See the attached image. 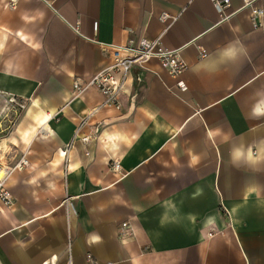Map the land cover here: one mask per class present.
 Segmentation results:
<instances>
[{"label": "crops", "instance_id": "crops-1", "mask_svg": "<svg viewBox=\"0 0 264 264\" xmlns=\"http://www.w3.org/2000/svg\"><path fill=\"white\" fill-rule=\"evenodd\" d=\"M259 22L244 0L223 13L213 0H0V163L28 160L0 203V263L264 264ZM156 38L181 49L183 74L135 65L121 109L82 124L104 97L74 81L111 63L107 44ZM229 46L240 55L225 63ZM10 97L27 103L18 116Z\"/></svg>", "mask_w": 264, "mask_h": 264}, {"label": "built area", "instance_id": "built-area-1", "mask_svg": "<svg viewBox=\"0 0 264 264\" xmlns=\"http://www.w3.org/2000/svg\"><path fill=\"white\" fill-rule=\"evenodd\" d=\"M213 1L217 10L222 13L226 7L230 6V0ZM256 1L257 0H244V7L250 9V15L254 21V25L259 26V19L264 16V9L256 5ZM14 4L13 1L12 5ZM228 17L229 15H224L223 18L225 19ZM160 18L162 21H166L169 18L173 20L176 19V17H172L167 12H163ZM107 46H109L112 52L111 63L104 69L93 74L87 80L80 81L79 79H76L73 84L76 92H83L88 88H96L104 97L103 101L94 106L87 117L82 120V124H85L91 116L96 114L103 107L114 106L117 109H121L120 95L125 89L129 74L135 65L144 66L150 60L158 59L162 67L175 78L180 77L187 68V63L181 56V49H170L163 46L160 38L153 40L143 39L128 44H107ZM206 54V50H202V56H205ZM178 86L181 90L187 88L183 81H179ZM10 103L16 111V116H18V112H22L27 106L26 101L17 97H10ZM83 139L87 141L89 138L84 137ZM67 152L68 150L63 152L66 157ZM27 162L28 160L25 157H22L14 166H7L0 163V203L7 208H9L13 202V193L8 186V180L14 171L24 168V166L27 165ZM67 167L68 166L66 165V168ZM112 167L119 170L120 163L117 160H114ZM122 227L128 233L133 232L128 222H124ZM122 232L123 231H121V233ZM87 264L100 263L95 260L92 255H89Z\"/></svg>", "mask_w": 264, "mask_h": 264}, {"label": "clouds", "instance_id": "clouds-1", "mask_svg": "<svg viewBox=\"0 0 264 264\" xmlns=\"http://www.w3.org/2000/svg\"><path fill=\"white\" fill-rule=\"evenodd\" d=\"M240 55V50L235 46H229L222 50L221 52V61L228 62V61H235ZM94 239H99V237H94Z\"/></svg>", "mask_w": 264, "mask_h": 264}]
</instances>
